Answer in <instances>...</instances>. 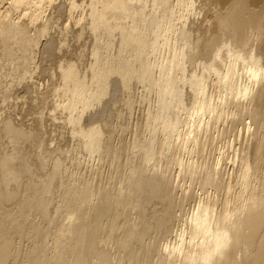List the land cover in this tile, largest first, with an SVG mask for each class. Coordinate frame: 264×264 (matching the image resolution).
Instances as JSON below:
<instances>
[{
	"label": "bare ground",
	"instance_id": "1",
	"mask_svg": "<svg viewBox=\"0 0 264 264\" xmlns=\"http://www.w3.org/2000/svg\"><path fill=\"white\" fill-rule=\"evenodd\" d=\"M260 5L0 0V77L34 93L0 111V143L11 145L0 151V264H264V65L251 47ZM42 103L87 164L71 170L53 216L46 196L61 163L33 179L20 152L38 135L16 118ZM135 110L122 144L113 131Z\"/></svg>",
	"mask_w": 264,
	"mask_h": 264
},
{
	"label": "rangeland",
	"instance_id": "2",
	"mask_svg": "<svg viewBox=\"0 0 264 264\" xmlns=\"http://www.w3.org/2000/svg\"><path fill=\"white\" fill-rule=\"evenodd\" d=\"M264 1V0H263ZM261 6V5H260ZM258 6V7H256L255 9H256V11H264V7L263 6ZM262 17H263V19H264V14H262ZM264 26V25H263ZM262 26V31H261V29L259 30V33H258V35L260 34V37H258V39H256L254 42H253V44L251 45V47L252 46H255V47H253L254 48V52H255V54L257 55V53H258V55L257 56H260V58H262V59H260V61H261V64L262 65H264L263 64V62H264V27ZM262 34V35H261ZM262 36V37H261ZM262 48V49H261ZM38 54V57H39V55H41L40 53H39V50H38V52H37ZM36 55V56H37ZM37 57V58H38ZM40 58V59H39ZM38 58V61H37V65H38V70L36 71V73H38L39 75L38 76H40L41 75V73H39V69H40V71H41V69L43 68V69H45V73L46 74H50V72L51 71H49V64H50V62L48 61L49 60V58L48 57H46V58H43V60H41V56ZM48 66V67H47ZM45 67V68H44ZM47 68V69H46ZM44 73V74H45ZM44 74H43V76H44ZM45 74V76H44V78H46L47 79V75ZM0 76H1V73H0ZM16 75H14V74H12V76L10 77V76H7L6 78H2V77H0V82H2V83H4V81H5V84H9L10 82V84L13 86H11V85H9L8 87H7V85H2V83H0L1 85H2V87H1V85H0V87L5 91L6 90V92L8 93L7 94V96L9 95V93H10V95H9V97H8V99L10 98V100H7V102L9 101V103L11 102L12 103V105L11 106H9V103H3V104H0V111H3V112H5V113H7L9 110L11 111V112H13V109H14V111L15 112H17V108H19V107H23V108H26V106L28 105L27 104V102H30V103H32V100H33V91H31V90H33V88L32 87H30V92H29V94L28 93H23V88H24V86L25 85H27L28 84V86L27 87H29L30 86V83H25L24 85H22L21 87H23V88H18L17 89V91H15L14 89H15V87L16 86H14V84H15V82H17V79L16 78H14V79H16L15 81H14V84H13V78L12 77H15ZM43 76L41 75V79L43 78ZM9 77L10 78H12V79H9ZM5 79V80H4ZM9 79V80H8ZM46 79H44V80H46ZM9 82V83H8ZM16 85V84H15ZM4 86H6L7 87V89H6V87H4ZM12 87V88H11ZM44 87V86H43ZM0 88V89H1ZM5 88V89H4ZM10 88V89H9ZM14 88V89H13ZM32 88V89H31ZM1 89V90H2ZM43 89V88H42ZM2 90V91H3ZM10 90H12V91H10ZM1 91V92H2ZM10 91V92H9ZM5 92V93H6ZM32 92V93H31ZM16 94L18 95L17 96V100L16 101H14L16 104L13 106V101H12V99H15L16 97ZM23 94V96L24 97H26L25 98V102H26V104H23L22 105V101L21 100H18V97H21V95ZM13 97V98H12ZM23 97V98H24ZM106 98H108L107 96H106ZM48 101L46 100V103H47ZM26 105V106H25ZM47 105V106H46ZM45 105V103H42V105H39V108H37V109H35V108H33V110L32 111H28L27 112V114H25L24 112H22L23 110H21V112L22 113H20L21 114V117H16L17 119H20L21 120V123L23 124L24 123V125H26V126H28V125H30L31 124V126L35 129L34 131H35V135H38V136H36V142H38V144H39V146H38V148H37V146H35L38 150H36L35 149V147H32V145H30L29 146V144H27V143H25L24 145L23 144H21V145H23L22 146V152H20L21 153V155L24 157V159H26V165L27 166H29V171H31L30 173H31V175L30 176H32V178L33 179H35V180H40L41 181V179L44 181L45 179H48V176L46 175L48 172H49V168L51 167V165H50V163H52L53 161H54V159H59V161H60V163H61V172H60V175L58 174V177H56V178H54L53 180H51L50 181V193L46 196L47 197V203H48V211L51 213V215L53 216L54 214V211L53 210H55L57 207H60L61 205V203H59L60 201H61V195L62 194H60L61 192H62V190H63V187L65 186V184L64 183H66V180H67V178H68V176H69V174H70V172H71V170H82V169H84L85 167H86V165L87 164H84L82 161H83V159L84 158H82V155H83V152H82V150L78 147V143H77V141L76 140H74L72 137H70V134L67 132V126H64V124H63V122H62V120H60V119H58V118H52L53 117V113H51V112H49L50 110H48V109H50V108H48V107H50V105L49 104H46ZM14 113V112H13ZM50 113V114H49ZM14 115V114H13ZM12 115V116H13ZM136 115H137V111L135 110V112H134V114H133V112H132V114H131V121H130V123L127 125V127H125L124 129L122 128V131H120L121 129H118V130H114L113 131V136H114V138H115V140L116 139H118V141L120 140V139H123V140H121L122 141V144H126L127 143V139L129 140V138H130V133H131V130H130V128H131V123H132V119L134 118V117H136ZM55 116V115H54ZM29 117V118H28ZM34 118H36V119H34ZM52 118V119H51ZM34 119V120H33ZM56 119V120H55ZM135 119V118H134ZM54 120V121H53ZM23 121V122H22ZM37 122V123H36ZM121 122H127L126 120H122ZM35 123V124H34ZM23 125V126H24ZM220 127H222V125L220 126ZM126 128H128L129 130H127ZM127 130V131H126ZM128 131H130L129 133H128ZM116 132V133H115ZM122 132H123V134H122ZM126 132V133H125ZM36 133H38V134H36ZM120 133V134H119ZM127 134V135H126ZM128 134H129V136H128ZM116 135V136H115ZM120 136V139H119V136ZM123 136V137H122ZM128 136V137H127ZM117 137V138H116ZM72 138V139H71ZM126 139V140H125ZM38 140V141H37ZM243 140V139H242ZM242 140H239L240 142L242 141ZM76 143H75V142ZM126 141V142H125ZM7 141H5L4 140V142L2 143H0V151L2 150V149H10L11 148V145L10 144H8V142L6 143ZM239 143V142H238ZM243 143V141L241 142V145H240V147L242 146V145H244V144H242ZM37 144V145H38ZM247 144V143H246ZM245 144V145H246ZM250 144H251V141H250ZM10 147H9V146ZM118 146H121L122 147V145H119L118 144ZM79 148V151H78V148ZM32 148H34L33 149V151H32ZM37 151H39L40 152V155H42L43 156V159H44V161L46 162H44L45 163V165H44V167H46V168H44V167H40V165H39V163H41V161H43V160H41L40 161V159L38 158V157H41L39 154H38V152ZM66 151H67V153H66ZM78 151V152H77ZM32 153H34L35 155H33ZM37 154V155H36ZM67 154V155H66ZM81 154V155H80ZM25 155V156H24ZM30 155H31V158H30ZM206 155H208L207 154V152H206ZM32 156H36V158L35 157H32ZM38 156V157H37ZM59 157V158H58ZM34 158V159H33ZM39 161H38V160ZM30 160V161H29ZM34 160V161H33ZM78 160V161H77ZM70 161H73V162H70ZM29 163V164H28ZM71 163V164H70ZM91 163H93L94 165L95 164H97L96 162H94V161H92V162H90V164ZM64 165H65V167H64ZM80 165V166H79ZM38 166H39V168H38ZM67 166V167H66ZM84 166V167H83ZM228 167H230L229 166V164L227 163V168ZM66 168H67V170H66ZM78 168V169H77ZM104 170H106L105 168H104ZM65 171V172H64ZM25 175H29V174H22L21 176H23L22 177V179L25 177ZM66 177V178H65ZM65 180V181H64ZM46 181V180H45ZM62 181L63 182V184L62 185H60V182ZM12 187H14V183L12 184ZM63 193V192H62ZM49 195H50V198H49ZM52 196V197H51ZM60 199V200H59ZM58 200V201H57ZM49 201V202H48ZM51 202V203H50ZM58 204V205H57ZM60 205V206H59ZM55 206H57V207H55ZM55 208V209H54ZM61 208V210H62V207H60ZM62 212V213H61ZM58 214V216H57V218H56V221L57 222H59V221H61V220H63V218H64V220L63 221H65V217H63V216H65L64 215V212L63 211H60V212H58L57 213ZM63 214V215H62ZM60 215V216H59ZM61 218V219H59V218ZM37 219H41L40 221L39 220H37V221H39V222H41L43 219L42 218H40V217H38L37 216ZM36 220V219H35ZM44 221H42L41 223H43ZM55 225H57V224H55ZM55 225H51V227L50 228H52V229H50V231L52 232V231H55L56 232V230H57V226H55ZM54 226V227H53ZM55 229V230H54ZM50 232V234H49V236H50V238H49V236H48V239H50V240H48V244H49V246L51 245V243H52V241H53V239H51V238H54L53 236L55 235V232H52L51 233ZM53 235V236H52ZM52 236V237H51ZM16 239H18V240H16ZM15 240L19 243V246L21 247V249H22V251H24L26 248H28V246H29V240H27V238H19V237H17ZM51 242V243H50Z\"/></svg>",
	"mask_w": 264,
	"mask_h": 264
}]
</instances>
